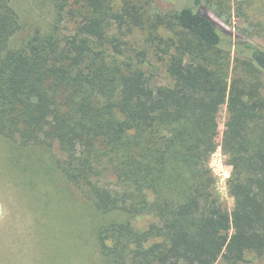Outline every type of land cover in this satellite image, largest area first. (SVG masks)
I'll return each mask as SVG.
<instances>
[{"label":"trees","instance_id":"1","mask_svg":"<svg viewBox=\"0 0 264 264\" xmlns=\"http://www.w3.org/2000/svg\"><path fill=\"white\" fill-rule=\"evenodd\" d=\"M48 3L50 30L17 43L18 13L0 0V137L58 150L65 182L116 217L97 230L102 264L264 262V101L238 66L230 76L232 60L264 73V50L243 42L233 58L232 35L201 0L170 11ZM160 73L170 83L156 84ZM225 105L232 211L209 167Z\"/></svg>","mask_w":264,"mask_h":264},{"label":"rangeland","instance_id":"2","mask_svg":"<svg viewBox=\"0 0 264 264\" xmlns=\"http://www.w3.org/2000/svg\"><path fill=\"white\" fill-rule=\"evenodd\" d=\"M17 11L20 43L36 30H50L53 10L48 0H8ZM156 10L170 11L194 6L195 0H151ZM203 11L232 35L237 44L249 43L264 50V0H201ZM140 40L141 35L133 37ZM232 60L230 76L237 75L257 85L264 101V73L240 66ZM158 85L170 83L165 74L156 77ZM227 105L218 118L217 148L209 159L215 177L213 192L228 211L234 209L228 181L232 168L223 150ZM264 126V111L256 124L257 135ZM258 139V136H256ZM48 152L37 147H20L0 137V264H102L97 230L116 219L96 211L81 190L69 185L57 168L58 150ZM109 180L114 181L112 177ZM226 194L221 195L224 189ZM111 216V218H110ZM150 218L133 221L145 228ZM249 263L264 264L253 257ZM224 264V263H220Z\"/></svg>","mask_w":264,"mask_h":264},{"label":"clouds","instance_id":"3","mask_svg":"<svg viewBox=\"0 0 264 264\" xmlns=\"http://www.w3.org/2000/svg\"><path fill=\"white\" fill-rule=\"evenodd\" d=\"M226 191H227V189L225 188V189L221 192V195L226 194Z\"/></svg>","mask_w":264,"mask_h":264}]
</instances>
